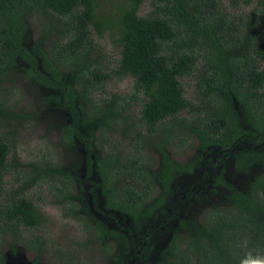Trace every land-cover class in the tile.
<instances>
[{
	"label": "trees",
	"instance_id": "obj_1",
	"mask_svg": "<svg viewBox=\"0 0 264 264\" xmlns=\"http://www.w3.org/2000/svg\"><path fill=\"white\" fill-rule=\"evenodd\" d=\"M253 1L229 0L232 7ZM258 2L259 20L249 18L230 34L216 30L226 23L220 0H153V9L144 15L139 14L144 0H0V80L26 62L23 71L44 102L66 112L60 124L62 146L78 157L72 167L53 158L40 165L20 163L16 138L5 129L16 116L15 104L0 98V231L21 239L22 226L41 228L45 216L29 190L50 183L52 202L85 226L90 242L100 244L111 264H131L136 258L138 264H240L252 246L264 251V0ZM27 16L41 17L42 35L33 42ZM91 28L100 37L110 33L116 38L121 56L115 75L134 77L131 98L143 95L140 121L148 132L158 134L178 123L182 133L177 139L199 137L206 167L213 171L204 170L197 182L201 189L183 190L188 173L199 166L171 157L167 144L174 138L163 141L157 170L143 153L136 157L126 148L103 150L95 143L91 124L110 120L121 127L125 114L117 96L95 102V91L112 76L98 59ZM52 35L47 51L44 45ZM240 48L241 56L236 53ZM200 56L205 64L197 67ZM194 71L197 93L206 98L204 112L185 96L181 82ZM233 102L242 108L241 116ZM187 109L198 114L186 116ZM228 163L241 173L257 166L262 172L251 188H240L225 178ZM24 165L33 170L20 174L13 184L17 187L7 190L10 167ZM209 173L206 180L213 178L212 185L203 180ZM217 193L220 202L203 213L201 224L179 217L184 198L195 202ZM181 230L190 234L187 240ZM164 232L168 241L156 256ZM117 240L125 243L123 257ZM3 242L0 264H6ZM27 243L41 254V237Z\"/></svg>",
	"mask_w": 264,
	"mask_h": 264
},
{
	"label": "rangeland",
	"instance_id": "obj_2",
	"mask_svg": "<svg viewBox=\"0 0 264 264\" xmlns=\"http://www.w3.org/2000/svg\"><path fill=\"white\" fill-rule=\"evenodd\" d=\"M220 1L221 6L219 10L224 18H226V20H223L226 23L216 29L218 32L226 31L230 34H235L237 28L245 24L247 19L252 18L253 22L259 20L260 7L258 0H254L249 5L242 3L239 7H232L229 0ZM209 8L211 7L209 6ZM152 9L153 0H144L139 14L144 15ZM203 9L205 10L206 7H203ZM40 18V16L25 17L28 23L27 32L29 33L31 42L42 35ZM64 19L65 21L68 20L67 17H64ZM91 30L95 41L99 43L98 59L102 62L104 72L112 76L111 79L103 83V89L95 91V102L100 103L104 99L117 96V101H121L124 104V106H119V109L123 111L124 117L127 118H121L123 123L121 127L114 126L110 120L108 124H91L96 136L95 143L103 145V150H107L110 145L126 148L136 157L140 153H143L144 160L151 164L153 170H157L161 164V145L163 141L174 138L170 144H167V150L171 157L179 164L193 162L199 166L194 174L188 173L183 190L187 192L192 187L193 189H201L202 183L197 182L202 180L204 170L212 171V167H206L205 159L203 158L205 152L200 147L199 137L194 136L191 142H182V140L177 139L178 134L182 133L178 132L180 131L178 123L169 125L168 129L160 130L158 134L148 132L140 121L143 106V102L140 101H142L143 95L139 94L138 98H131L134 92V77L131 75L125 77L115 75L121 56V48L118 46L116 38L110 33H105L104 36L100 37L94 32L93 28ZM54 40V35L47 37V42L44 45L47 51L51 49V42ZM242 51L240 48L236 53L241 56ZM244 51L248 52L249 46L244 47ZM204 64L205 62L200 56L197 67L204 66ZM24 65L28 64L20 61L17 68L12 69L9 74L0 80V98H10L15 104L16 116L7 121L8 124L5 126V129H7L6 132L8 134L16 138L17 147L15 151L17 152L18 161L20 163L34 162L40 165L44 158H53L62 165L72 167L78 162V157L74 150H65L63 148L60 129V124L64 122L63 119L66 112L44 102L41 92L36 89L32 80L25 75L23 71ZM197 73L198 71H194L191 75L181 78V82L184 87L185 96L194 104L199 105L201 112H204L206 107V101L204 102V100L206 98L204 96L201 97L197 93ZM233 108L237 115L241 116V111L243 110L242 108L241 110L238 108L236 102H233ZM86 112L90 117L93 107L87 108ZM186 112V116L189 117L198 114V112L189 111V109ZM101 119L102 117H98L95 121ZM102 135L103 138L99 139V136L101 137ZM12 156L13 153L10 154V157ZM10 163H13L12 159H10ZM32 170L33 167L27 165L10 167V171L5 177L6 189L12 191V189L17 187L13 185L14 183L17 184L15 179L20 177V174L22 175L23 172L28 173ZM261 172L262 168L257 166L251 172L241 173L228 163L225 178L240 188L249 189L254 178ZM209 177L210 173L207 176L205 175L203 180ZM213 181V178L206 180L209 185H212ZM49 184L36 185L29 190V196L35 200V203L40 207L45 216V222L41 228L31 230L22 226V229L25 231L21 239L15 238L10 231L8 233L0 231V239L4 241L2 248L6 254V264H111L108 255L100 244L98 242H90V233L85 226L79 220L66 217L62 208L52 202ZM182 195L185 196L186 193ZM187 199L184 198L183 202H181L179 217L183 218V221L186 219L191 221L196 220L201 224L203 213L213 205L218 204L221 200V195L217 193L195 202H188ZM169 212L172 213L173 210L170 209ZM2 223L0 221V224ZM181 232L184 239L187 240L190 234L187 231L181 230ZM36 237H41L44 240L43 249L39 256L36 246L32 247L27 243L29 238ZM167 241L168 234L166 232L161 233L155 245L156 256L159 255L160 250ZM114 243L115 245H120L121 251L119 254L120 257H123L125 250L124 241L117 240ZM247 251L264 254V251L260 252L258 248L253 246ZM112 252H116V249H113ZM124 258H129V255H126ZM135 261L132 262L131 260L130 262L131 264H138L137 258Z\"/></svg>",
	"mask_w": 264,
	"mask_h": 264
},
{
	"label": "clouds",
	"instance_id": "obj_3",
	"mask_svg": "<svg viewBox=\"0 0 264 264\" xmlns=\"http://www.w3.org/2000/svg\"><path fill=\"white\" fill-rule=\"evenodd\" d=\"M240 264H264V254L247 252Z\"/></svg>",
	"mask_w": 264,
	"mask_h": 264
}]
</instances>
